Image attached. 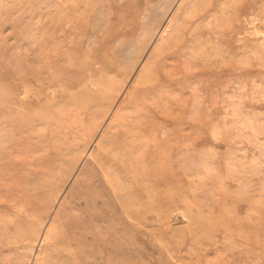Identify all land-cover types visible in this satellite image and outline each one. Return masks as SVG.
Segmentation results:
<instances>
[{"label": "rangeland", "instance_id": "obj_1", "mask_svg": "<svg viewBox=\"0 0 264 264\" xmlns=\"http://www.w3.org/2000/svg\"><path fill=\"white\" fill-rule=\"evenodd\" d=\"M0 264H264V0H0Z\"/></svg>", "mask_w": 264, "mask_h": 264}, {"label": "bare ground", "instance_id": "obj_2", "mask_svg": "<svg viewBox=\"0 0 264 264\" xmlns=\"http://www.w3.org/2000/svg\"><path fill=\"white\" fill-rule=\"evenodd\" d=\"M177 4V3H176Z\"/></svg>", "mask_w": 264, "mask_h": 264}]
</instances>
